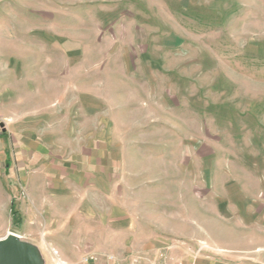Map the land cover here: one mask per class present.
<instances>
[{"label":"rangeland","instance_id":"rangeland-1","mask_svg":"<svg viewBox=\"0 0 264 264\" xmlns=\"http://www.w3.org/2000/svg\"><path fill=\"white\" fill-rule=\"evenodd\" d=\"M1 175L34 264H264V0H0Z\"/></svg>","mask_w":264,"mask_h":264},{"label":"water","instance_id":"water-1","mask_svg":"<svg viewBox=\"0 0 264 264\" xmlns=\"http://www.w3.org/2000/svg\"><path fill=\"white\" fill-rule=\"evenodd\" d=\"M36 255V248L18 235L0 237V264H34Z\"/></svg>","mask_w":264,"mask_h":264},{"label":"built area","instance_id":"built-area-1","mask_svg":"<svg viewBox=\"0 0 264 264\" xmlns=\"http://www.w3.org/2000/svg\"><path fill=\"white\" fill-rule=\"evenodd\" d=\"M18 236L20 237V235ZM61 264H119V261L113 254L100 255L96 252H85L79 261L75 263L61 262Z\"/></svg>","mask_w":264,"mask_h":264},{"label":"crops","instance_id":"crops-1","mask_svg":"<svg viewBox=\"0 0 264 264\" xmlns=\"http://www.w3.org/2000/svg\"><path fill=\"white\" fill-rule=\"evenodd\" d=\"M10 169H8V173L9 175H5L7 177H11V174H12V166L10 165L9 167ZM7 177H3L2 175L0 176V211H2L5 215L6 211L9 210L10 211V204L12 203L11 202V197H10V192L8 191V186H7V183H10V186H11V183L13 181H11L10 179H6ZM5 179V180H4ZM11 220H12V214H11ZM4 222V225H6V221H3Z\"/></svg>","mask_w":264,"mask_h":264},{"label":"bare ground","instance_id":"bare-ground-1","mask_svg":"<svg viewBox=\"0 0 264 264\" xmlns=\"http://www.w3.org/2000/svg\"><path fill=\"white\" fill-rule=\"evenodd\" d=\"M10 232V231H9ZM13 233V232H12ZM15 234V233H14Z\"/></svg>","mask_w":264,"mask_h":264},{"label":"trees","instance_id":"trees-1","mask_svg":"<svg viewBox=\"0 0 264 264\" xmlns=\"http://www.w3.org/2000/svg\"><path fill=\"white\" fill-rule=\"evenodd\" d=\"M14 211H15V210H14ZM14 211H13V212H14Z\"/></svg>","mask_w":264,"mask_h":264}]
</instances>
